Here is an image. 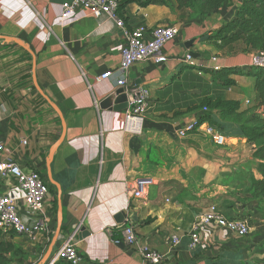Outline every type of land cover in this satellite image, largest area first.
I'll return each mask as SVG.
<instances>
[{
  "label": "crops",
  "instance_id": "1",
  "mask_svg": "<svg viewBox=\"0 0 264 264\" xmlns=\"http://www.w3.org/2000/svg\"><path fill=\"white\" fill-rule=\"evenodd\" d=\"M69 1L0 0V159L37 173L48 188L43 202L48 232L4 236L27 255L21 264H38L51 248L46 264L70 236L90 263L148 264L138 254V248H148L164 257L161 264H264V209L242 195L255 145L229 136L217 146L197 131L178 135L195 122L197 113L187 110L199 94L182 87V69L190 67L211 83L201 69L251 68L253 53L223 55L206 43L212 31L232 20L242 0H225L203 16H182L172 0L131 4L121 14L126 30L138 25L176 30L164 47V63L145 60L127 73L147 93L140 135L123 130L126 102L100 107L119 89L125 31L107 15L94 17L84 8L62 18ZM105 73L108 79L96 81ZM232 79L235 86L225 97L242 111L251 109L254 79ZM174 83L177 97L168 92ZM256 112L264 118V106ZM59 140L48 167L49 150ZM137 179L149 182L147 192L131 199L126 188ZM0 196L14 199L25 224L36 223L12 178H0ZM211 205L227 221L247 222L249 232L201 226L199 245L190 250L191 226ZM125 223L135 229L134 247L121 242L116 227ZM175 235L180 244L172 249L168 239Z\"/></svg>",
  "mask_w": 264,
  "mask_h": 264
},
{
  "label": "built area",
  "instance_id": "2",
  "mask_svg": "<svg viewBox=\"0 0 264 264\" xmlns=\"http://www.w3.org/2000/svg\"><path fill=\"white\" fill-rule=\"evenodd\" d=\"M119 0H70L62 7L61 17L65 18L77 9L84 8L90 15L98 17L101 14L112 19L118 28L124 30V43L121 50L120 77L116 81L121 94L126 97V109L124 113L123 130L131 135H140L145 114L148 110V99L146 90L140 85L131 84L127 80V73L135 63L151 60L154 64H162L166 61L163 53L165 45L171 41L176 34V30L171 26L158 25L147 28L138 25L130 30L125 29L122 17L118 14ZM191 61V56H186V62ZM251 67L264 70V52L253 53L251 56ZM109 73L102 74L96 81L108 79ZM203 109V112H206ZM194 123L178 131V135L183 137L188 133L197 131L206 136L217 146L225 144V137L220 135L207 124H202L194 128ZM24 143V142H23ZM4 151L0 145V154ZM0 178H12L16 188L21 193V200L28 209L30 216L36 217V223L32 226L25 224L11 197L0 196V231L13 232L16 235L32 238L38 233L48 232L47 224L50 217L43 211V202L47 197L48 188L44 179L33 171H24L12 160L8 158L0 159ZM149 182L146 180H135L127 185L126 193L131 199H142L145 197ZM217 223L228 227L241 236L249 232V226L245 221H227L211 205L202 218L195 222L189 232L188 249L194 250L199 245V231L201 226ZM121 236V242L127 247H134L137 243L136 233L131 223L121 224L116 227ZM72 236L65 239L55 250L46 264H56L63 261L65 264H80L82 256L77 251L76 245L72 242ZM170 248L174 249L180 244L178 236H171L168 239ZM138 254L145 263L161 264L164 257L152 249L138 248Z\"/></svg>",
  "mask_w": 264,
  "mask_h": 264
},
{
  "label": "trees",
  "instance_id": "3",
  "mask_svg": "<svg viewBox=\"0 0 264 264\" xmlns=\"http://www.w3.org/2000/svg\"><path fill=\"white\" fill-rule=\"evenodd\" d=\"M169 0H119L118 14L125 11L128 5L139 7L149 5H166ZM174 9L182 16H203L220 8L225 0H172ZM206 43L213 46L223 55L238 52L257 53L264 52V0H242L237 7L231 21L222 24L212 31ZM192 68L182 69V87L197 90L194 102L188 104V112H196L197 118L194 128L207 124L224 137H239L256 147L253 153V167L246 171L247 185L242 191L243 200L255 201L264 209V118L256 111L264 106V70L251 67L240 71L233 68L219 70L201 69L209 75L211 83L192 73ZM233 75L249 76L254 79V106L248 110H240L237 101L225 97L224 91L235 86ZM180 79V80H181ZM174 83L168 92L179 90ZM184 97V96H181ZM206 109V112H203ZM211 113H215V119ZM13 232L0 231V264H21L27 255L12 242H5L4 236ZM14 234V233H13ZM56 264H65L63 261ZM80 264H99L86 262Z\"/></svg>",
  "mask_w": 264,
  "mask_h": 264
},
{
  "label": "water",
  "instance_id": "4",
  "mask_svg": "<svg viewBox=\"0 0 264 264\" xmlns=\"http://www.w3.org/2000/svg\"><path fill=\"white\" fill-rule=\"evenodd\" d=\"M121 92H122V89H118L114 94L110 95L105 100H103L100 103V107L102 109H108L114 105H118L120 103H125L126 97L123 94H121ZM60 141L61 140H59L57 143H55L49 150V154H48V157L46 160L48 167L52 161L53 155H54L58 145L60 144ZM83 235H86V234H83ZM50 252H51V248L48 249V251L46 252V254L43 256V258L41 259V261L38 264H45V262L49 258Z\"/></svg>",
  "mask_w": 264,
  "mask_h": 264
},
{
  "label": "rangeland",
  "instance_id": "5",
  "mask_svg": "<svg viewBox=\"0 0 264 264\" xmlns=\"http://www.w3.org/2000/svg\"><path fill=\"white\" fill-rule=\"evenodd\" d=\"M38 263V262H37Z\"/></svg>",
  "mask_w": 264,
  "mask_h": 264
}]
</instances>
